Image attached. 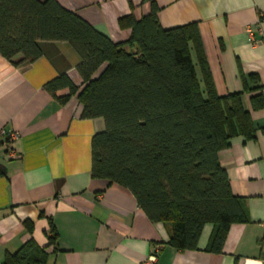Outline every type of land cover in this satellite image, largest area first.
<instances>
[{"label": "crops", "instance_id": "0c3cea01", "mask_svg": "<svg viewBox=\"0 0 264 264\" xmlns=\"http://www.w3.org/2000/svg\"><path fill=\"white\" fill-rule=\"evenodd\" d=\"M56 1L113 43L130 35L120 18L150 11L143 0ZM154 1L161 28L197 24L217 96L241 93L244 78L255 75L264 100V0ZM78 63L65 42L42 43L32 63L0 56V264L30 239L45 247L50 222L57 237L47 264H147L155 248L153 264H264L257 244L264 235V109L250 111L255 138L236 136L218 156L232 194L245 199L249 222L230 226L219 254L208 251L210 224L195 250L179 251L166 245L163 224L150 222L127 189L91 178V138L103 120L81 118L77 98L61 104L43 89L62 74L80 87ZM243 103L249 108L246 96Z\"/></svg>", "mask_w": 264, "mask_h": 264}, {"label": "trees", "instance_id": "16d2710c", "mask_svg": "<svg viewBox=\"0 0 264 264\" xmlns=\"http://www.w3.org/2000/svg\"><path fill=\"white\" fill-rule=\"evenodd\" d=\"M143 1L149 13L120 18L130 35L113 43L56 0H0V56L32 63L42 43L69 44L82 85L62 74L43 89L61 104L77 98L81 118L103 120L91 138V178L127 189L150 222L163 224L166 245L176 250H195L203 227L212 225L208 251L219 254L230 226L249 219L218 156L236 136L255 138L250 111L264 109L262 87L248 75L241 93L217 96L197 24L163 29L155 1ZM63 89L67 95L56 97ZM49 228L45 247L30 239L3 264H47L57 237L51 222ZM257 244L264 260V235Z\"/></svg>", "mask_w": 264, "mask_h": 264}, {"label": "built area", "instance_id": "2783aa9c", "mask_svg": "<svg viewBox=\"0 0 264 264\" xmlns=\"http://www.w3.org/2000/svg\"><path fill=\"white\" fill-rule=\"evenodd\" d=\"M260 20H264V15H262L260 17ZM247 33H248V36H249V41L252 42V43H256L254 37H253V33L250 29H247ZM161 247V245H158ZM157 248H155V250L153 251V254L151 255V257H149V259H147V264H153L154 261H155V255H156V252H157Z\"/></svg>", "mask_w": 264, "mask_h": 264}]
</instances>
